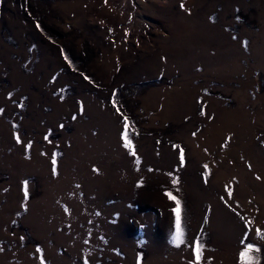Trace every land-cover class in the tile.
I'll list each match as a JSON object with an SVG mask.
<instances>
[{"label":"rangeland","instance_id":"1","mask_svg":"<svg viewBox=\"0 0 264 264\" xmlns=\"http://www.w3.org/2000/svg\"><path fill=\"white\" fill-rule=\"evenodd\" d=\"M0 109V264H264V0H0Z\"/></svg>","mask_w":264,"mask_h":264},{"label":"snow or ice","instance_id":"2","mask_svg":"<svg viewBox=\"0 0 264 264\" xmlns=\"http://www.w3.org/2000/svg\"><path fill=\"white\" fill-rule=\"evenodd\" d=\"M181 7H184V5L182 4ZM37 27H39V25H37ZM0 111H2V109H0ZM124 128H125V130H127V128H128L127 120H125ZM193 135H195V133ZM45 139H47V137H45ZM125 140H126V142L124 144V147L125 148H131L132 144H131V141L127 139V131L125 132ZM17 142L19 143V139H17ZM29 147H30V144H29ZM131 154L135 155L134 152L131 153ZM180 159H181V162H183L184 156H183L182 152H181V155H180ZM137 163H139V160H137ZM55 164H56V160H55V158H53V160H52L53 169L52 170H53L54 174H55V171H56ZM25 187H27V184L25 185ZM166 195L168 196V198L170 200H175L176 206L172 209V212L175 214V230L176 231H175V233L172 236V242L175 243L177 247H179L180 244L184 243V239L181 238L183 236V231H182V228H181L180 201L176 200V198L174 196H172L171 193H166ZM25 197H27V191H25ZM241 219H243V217H241ZM259 234H260V230L257 229V235H259ZM201 248H202V244L199 243V241H198L197 242V249H196V251H197V261L199 260V252H200ZM252 250H253L252 244H248L246 246L245 251H242L240 253L241 259L243 260L247 256L248 252H250ZM39 251H40V249H37V252H39ZM41 264H43V260L41 261ZM85 264H87V262H85ZM249 264H251V262H249Z\"/></svg>","mask_w":264,"mask_h":264}]
</instances>
